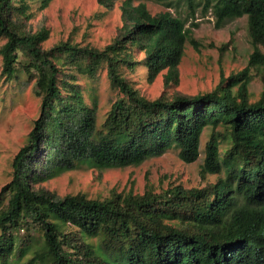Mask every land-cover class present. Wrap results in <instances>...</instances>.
I'll list each match as a JSON object with an SVG mask.
<instances>
[{"label":"trees","instance_id":"16d2710c","mask_svg":"<svg viewBox=\"0 0 264 264\" xmlns=\"http://www.w3.org/2000/svg\"><path fill=\"white\" fill-rule=\"evenodd\" d=\"M30 1L43 6L51 0H0L2 73L11 79L22 69L40 97L39 115L0 189V264L39 242L47 256L39 264H264V0H178L186 15L122 0L121 24L101 48L70 39L45 47L49 30L27 23ZM97 1L106 9L115 4ZM199 8L201 15L213 14L216 26L247 15L253 45L247 66L223 74L210 90L143 94L123 70L144 63L151 80L165 70L166 84L177 83L187 42L200 48L187 25ZM102 66L118 96L99 123L96 103L86 102L66 68L94 77ZM251 69L260 70L263 81L256 99L248 89ZM207 127L203 185L113 189L104 198L81 191L60 196L37 185L82 163L137 165L173 146L193 162ZM221 139L229 142L223 149ZM209 173L217 174L214 181ZM38 253L24 264H35Z\"/></svg>","mask_w":264,"mask_h":264},{"label":"rangeland","instance_id":"374dc122","mask_svg":"<svg viewBox=\"0 0 264 264\" xmlns=\"http://www.w3.org/2000/svg\"><path fill=\"white\" fill-rule=\"evenodd\" d=\"M146 2L153 13L167 8L178 9L186 15V6L178 0H135ZM115 0L111 9L99 5L97 0H51L42 6L39 1H30L31 17L27 20L32 30L45 27L49 38L44 46L49 48L60 40L70 39L82 45L103 47L117 33L121 24L120 4ZM191 19V18H190ZM198 23L197 26L191 22ZM187 25L193 27L194 37L200 43L195 49L189 42L179 65V80L166 84L165 70L154 79H150L147 66L138 64L134 69H124L128 79L135 87L150 98L162 93L169 95L176 92L194 94L213 89L224 74L228 76L243 69L248 64L253 50L248 30L247 15L227 20L222 26H216L211 12L201 15L200 8L194 19ZM4 39L0 40V46ZM141 58L143 53L137 54ZM3 58L0 53V189L11 178L12 159L19 148L26 142L34 119L40 112V97L35 93V80L22 69L11 79L3 73ZM75 73L74 80L83 90L86 102L96 103L98 122L101 123L112 102L118 96V90L109 80L105 66L100 67L94 77L81 74L76 69L66 68ZM252 78L248 84L252 99L261 95L263 81L261 71L251 69ZM219 131L225 128L219 126ZM212 132L207 127L201 137L200 154L197 160L185 162L179 156V150L173 146L160 155H153L137 165L92 167L82 163L74 169L63 171L37 185H43L63 196L67 193H86L90 197L104 198L113 189L142 193L147 188L155 191L169 185H203L201 166L205 153V144ZM227 139H221V149L228 145ZM217 174H207V179L214 181ZM35 233L38 231L34 226ZM26 235L25 230L18 232V237ZM94 247L101 249L96 237L91 239ZM43 242L32 244L24 256L13 255L10 264H24L39 252L35 264L46 260L43 255Z\"/></svg>","mask_w":264,"mask_h":264}]
</instances>
